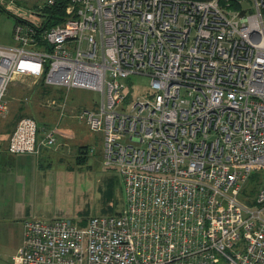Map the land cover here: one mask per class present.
<instances>
[{"label": "built area", "instance_id": "obj_1", "mask_svg": "<svg viewBox=\"0 0 264 264\" xmlns=\"http://www.w3.org/2000/svg\"><path fill=\"white\" fill-rule=\"evenodd\" d=\"M56 2L0 0L17 19L15 44L0 45V116L21 77L98 92L76 119L100 135L126 211L83 226L27 219L14 264H264V0H238L241 11L220 0H68L50 26ZM138 77L149 79L144 94ZM58 143L56 128L24 116L8 151Z\"/></svg>", "mask_w": 264, "mask_h": 264}, {"label": "rangeland", "instance_id": "obj_2", "mask_svg": "<svg viewBox=\"0 0 264 264\" xmlns=\"http://www.w3.org/2000/svg\"><path fill=\"white\" fill-rule=\"evenodd\" d=\"M234 2V0H220L222 6L229 3L234 11H241L242 7L239 3H236L237 7H235L232 4ZM251 5V0H246L243 7L251 9ZM16 23L17 19L11 12L0 6V45L15 44L12 34ZM135 80V92L138 95L144 94L149 85V79L138 77ZM6 101L11 108L1 119L11 132L22 116L32 117L38 123L44 120L51 122L55 117L58 120L63 118L65 120L67 117L74 119L80 109H90L98 105L100 94L84 89L67 91L63 88L48 87L36 78L21 77L11 84ZM87 132L90 144L88 146L94 149V152L88 153L87 161L79 163L77 158H74L70 161L68 169L57 172V169L64 165H59L57 162L50 165V162L45 161L46 159L41 160L44 166L53 167V171L41 176L46 182L48 181V189L43 194L40 193L38 198L29 200L32 211L36 209L38 214L48 215L46 218L67 219L77 222L76 224L79 223L78 225L86 224L95 216L111 217L125 213L126 195L123 179L116 171L103 165L100 135L89 129ZM256 171L261 174L260 181L264 184V169L258 168ZM33 204L36 206L34 207ZM20 217L21 215L16 216L17 221L9 224L10 227L0 226V264L13 263V255L22 238L21 226L28 219L26 216V219ZM27 217L31 218L34 215Z\"/></svg>", "mask_w": 264, "mask_h": 264}, {"label": "crops", "instance_id": "obj_3", "mask_svg": "<svg viewBox=\"0 0 264 264\" xmlns=\"http://www.w3.org/2000/svg\"><path fill=\"white\" fill-rule=\"evenodd\" d=\"M9 46V45H2ZM8 105V110L10 111ZM64 119V118H63ZM54 118L51 122L42 121L38 125L43 128H56L59 143L54 148H42L38 155L31 154H11L8 151V142L12 131L6 128L5 122L0 116V226H8L17 221L16 216L21 217L33 216L30 219L53 220L58 218H46L44 213L38 214L36 209L32 211L29 200L38 198L40 193L43 194L48 187L43 175L52 173L53 167H46L41 160L50 162V165L57 162L64 165L57 172L65 171L70 166V161L77 158V162L87 161L89 151L88 127L76 118H66L65 120ZM41 123V124H40ZM43 123V124H42ZM49 123V124H48ZM87 147L86 156H80L79 148ZM32 164L30 165V163ZM34 205V204H33ZM36 205H34L35 207ZM33 214V215H32ZM20 217V218H21ZM44 217V218H40ZM25 218V219H26ZM46 218V219H45ZM20 219V220H25ZM19 220L20 226L21 221ZM70 221V220H69ZM74 223L73 221H71ZM77 223V222H76ZM75 223V224H76ZM79 224V223H78ZM86 225V224H83ZM81 225V226H83ZM21 241L16 249L14 256L17 254L23 242V224L21 226Z\"/></svg>", "mask_w": 264, "mask_h": 264}, {"label": "trees", "instance_id": "obj_4", "mask_svg": "<svg viewBox=\"0 0 264 264\" xmlns=\"http://www.w3.org/2000/svg\"><path fill=\"white\" fill-rule=\"evenodd\" d=\"M233 1V0H231ZM235 2L232 3L235 7H237V4H236V0H234ZM68 5V0H57L55 6H53L49 11V16H48V19H47V22L48 23L47 25H56L60 22H62L64 20V15H65V8L67 7ZM24 117V116H22ZM21 117V118H22ZM88 151V148L87 147H81L79 148V154L80 156H86L87 155V152Z\"/></svg>", "mask_w": 264, "mask_h": 264}]
</instances>
